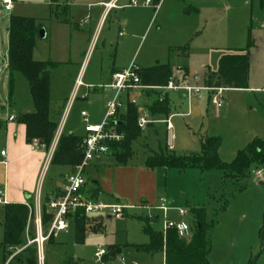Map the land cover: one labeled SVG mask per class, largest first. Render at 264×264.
I'll return each mask as SVG.
<instances>
[{
  "label": "rangeland",
  "instance_id": "obj_1",
  "mask_svg": "<svg viewBox=\"0 0 264 264\" xmlns=\"http://www.w3.org/2000/svg\"><path fill=\"white\" fill-rule=\"evenodd\" d=\"M57 1H67L72 6L74 2L80 0ZM151 1L149 7L154 8L153 0ZM50 2L51 0H13V9L7 11L0 0V114L5 115L9 111L19 113L30 103L29 84L21 73L14 74L13 89L10 92L7 28L12 15L35 17L44 25L46 35L44 38H37L33 57L36 60H50L54 63L50 67L52 115L58 123L66 115L65 133L72 130L77 135H84L87 122L80 115L82 110L88 113L89 123L102 122L107 112V103L114 92H111L108 99L102 101L88 102L82 97L95 86V83L98 84L95 81L107 80L104 74L110 73L114 65L127 63L132 55L133 61L129 66L125 65L123 70L129 69L133 64L137 68H147L157 62L176 66L180 58H176L178 54L171 46L188 44L190 57L186 62L189 63V72L191 77L193 74L197 75L198 84L204 86L205 65L216 71L220 58L231 49V44L242 43L244 48L249 44V32H228V25H232V22H228L223 10L205 5L200 16L195 12L186 14L187 9L179 0L165 1L157 17V23L161 22L160 28H157L156 23L150 32L148 30L143 37L134 39L132 44H122L124 36H119L118 26L113 24L116 17H129L144 12L146 8L139 4L125 11L116 9L108 17L103 30L96 32L94 40L90 42L92 51L88 61L90 62L92 55L94 56L87 74L81 77L85 86L77 92L78 98L71 101L79 76H74L77 66L75 62L82 47L88 42L89 32H73L72 29H75L73 22L70 29L68 25L52 20ZM152 11L154 12V9ZM198 16L202 25L191 30L188 26H191L193 21L197 23ZM124 34L128 35L127 32ZM250 61L248 88L227 89L224 92L225 103L218 112L213 110L208 100L210 93L206 89L201 95L194 93L189 97H185L180 89L169 91L168 117L173 125L174 135L171 147L168 145L166 132L167 117L150 113L146 106L148 100L142 88L135 87L131 88L129 93L122 92L119 99L125 105L135 102L141 116L154 121V125H147L133 141L132 155L125 163H118L112 154L103 158V160L110 158L111 162L114 161L120 165L119 168H123L120 169L122 173L119 181L124 196H120L117 202L105 204H119L129 208L134 202L140 204L139 196L148 192L149 195L145 196L149 199V205L165 206L168 209V220L175 223L185 221L192 230L195 229L196 218L191 209L202 207L205 221L214 224L207 232L210 243L208 260L211 264H264V247L260 235L264 226V162L254 160L249 166L250 171L260 169L261 178L252 172L250 176L241 178L225 177L224 173L217 169L206 171L193 169L181 173L158 167L162 168L158 187L149 180L152 177L146 172L141 173L139 168L142 162L146 166L148 149L171 151L176 155H198L201 152L200 139L206 136L221 138L219 154L226 163H231L238 152L245 149L253 140L264 142V51L259 50L252 58L249 55V63ZM176 72L174 79L179 81L185 78L181 69ZM111 83L109 79L106 84L99 85L103 89ZM56 106L58 110L54 114L53 108ZM125 111L126 106L122 109V112ZM93 167L94 165L85 171V179L89 185L92 184L94 177ZM56 168H59V165L52 164L44 170L46 186L52 184ZM101 171L104 170L101 168ZM56 182L58 186H64L66 183L61 176L53 183ZM181 209L185 211L183 214L180 213ZM147 213L146 210L128 209L120 218L107 217L111 215L109 210L91 213L88 215L86 237L82 244L77 243L75 225L69 222L67 230L56 238L55 246V239L51 237L50 243L49 240L46 241L41 252L38 249L39 264H44L45 261L49 264H164L160 251L152 254L143 248L136 252L135 244L144 243L149 238L144 230L148 225L144 218ZM101 215L105 217L104 221L97 219ZM29 225L37 236L35 216H32ZM152 226L162 230L163 218L154 221ZM43 233L47 234L48 230L43 228ZM3 238V231L0 228V243ZM113 245L120 247V250L112 251ZM99 250L106 252L101 259L96 257ZM40 254L43 255V259L40 258ZM151 254L155 255L153 259ZM4 260V250L0 246V264H3Z\"/></svg>",
  "mask_w": 264,
  "mask_h": 264
},
{
  "label": "trees",
  "instance_id": "obj_2",
  "mask_svg": "<svg viewBox=\"0 0 264 264\" xmlns=\"http://www.w3.org/2000/svg\"><path fill=\"white\" fill-rule=\"evenodd\" d=\"M68 4H58L52 0L50 4V18L59 22H68ZM44 28L42 22L35 17L12 15L9 20L7 70L9 73L10 92L13 89V79L16 72L21 73L29 84L33 107L31 111L20 113L19 121L25 124L27 138L30 142L38 139L49 150L57 128L58 121L52 115V97L50 89V67L54 64L50 60H36L33 57L37 38L40 30ZM252 42L246 48H234L227 50L219 60L218 68L212 71L207 68L204 74V86L248 88L249 80V53ZM181 57H189V45L171 48ZM180 69L184 76L189 73L188 64H183ZM137 74L142 88L148 99L146 106L153 115H163L168 119L170 112V100L165 86L170 80H174V66L171 63H159L148 68H138ZM184 78V79H185ZM183 81V80H182ZM181 81V83H182ZM176 84H180L178 81ZM98 88H94L96 90ZM165 89V90H163ZM141 117L135 102L126 105V111L111 119L108 128L122 135L119 140L108 141L109 152L118 163H125L132 155V143L141 134L144 128L139 126ZM149 123H152L150 121ZM85 135L62 132L54 149L51 164L67 166L72 170L79 165L84 157L81 145ZM201 152L198 155H176L171 151H151L146 158V166L151 169L163 167L168 170H177L186 173L197 169L206 171L209 169L221 170L225 177L250 176V164L252 161L264 162V142L253 140L249 145L238 152L231 163L223 162L219 150L221 138L218 136H206L200 139ZM85 191V186L82 192ZM88 197L96 200L98 191H86ZM50 199L42 200V230H49L53 219L49 212ZM191 212L196 218L195 229L190 238H182L175 228L164 231H156L148 225L145 232L150 237V242L145 246L148 251H164L166 264H211L208 260L210 243L208 230L214 226L213 222L205 221L203 208H192ZM34 213L29 206L23 203H6L4 205L3 232L4 238L0 246L4 250V259L7 264H39L38 245L29 243L36 238L31 231L29 222ZM154 219V218H153ZM76 229V241L79 244L85 241V228L88 215L83 210L76 211L69 217ZM148 222V220H146ZM261 241L264 247V226L261 230ZM50 236L49 239H51ZM48 239V240H49ZM47 240V241H48ZM50 243V240L48 241ZM44 264H49L47 261ZM254 264V263H252Z\"/></svg>",
  "mask_w": 264,
  "mask_h": 264
},
{
  "label": "crops",
  "instance_id": "obj_3",
  "mask_svg": "<svg viewBox=\"0 0 264 264\" xmlns=\"http://www.w3.org/2000/svg\"><path fill=\"white\" fill-rule=\"evenodd\" d=\"M108 1L110 0H80V1L74 2L72 6L67 1L66 2L57 1L58 4L60 5L62 4L69 5L68 22H60V23L64 25H68L69 28L72 29L71 23L73 22L75 24V29H72L73 32H89L88 42L85 44L84 47H82L80 56L77 58V61L75 62V65L77 66L75 67L74 76H78L81 73L82 75L87 74L86 73L88 72L87 69L90 66L93 56H94L92 55L90 62L88 61L89 58L88 59L86 58V56L90 52V48H91L90 42L94 40V35L96 34V32H101V30H103L110 14L116 9L118 10L123 9L125 11L127 8H132V7L137 6V5L132 4L131 0H117V5H118L117 7L107 9L104 3ZM138 1L140 2L139 4H141L144 8H146L144 12H139L137 14L130 15L129 17H124V18H120V16H117L116 22H113L114 25L118 26L119 36H124L123 40L121 41L122 44H132L134 42V39L143 37L145 32H147L148 30H149L148 32H150L154 24L158 22L157 17L159 13L161 12L166 0H153L154 8L149 7L151 6L152 1L149 5L142 4V2H144L145 0H138ZM179 1H181L184 4L185 8L187 9L186 14H191L192 12H195L196 14H199L200 16L204 8L203 6L205 5H208L209 7L214 8V9L223 10L226 14V18L228 22L229 21L232 22V25L230 24L228 25L229 27L228 32H249L248 39L249 41L252 42V45H251L252 48L250 47L251 49L249 53L250 58H252L254 54H257L259 50L264 51V0H179ZM153 9H154V12L152 11ZM199 16L197 17L199 21L197 23H194L193 21V23H191V26H188V28H191V30H195L201 27L202 24L200 23ZM160 24L161 22L157 23V28H160ZM124 32H127L128 35L124 34ZM176 46H182V44L172 45L171 47H176ZM230 48L231 49H234V48L241 49L244 47L242 46V43L239 45H235L233 43L231 44ZM176 56H177L176 57L177 59L180 58L179 59L180 62L177 63L176 66L173 65L174 66V77H175V74H177V72L175 73V71L176 70L179 71L183 63L188 62V59L190 57V51H189V57L187 59L182 58L178 55ZM132 61H133V55L130 57V59H128L127 63L114 65V67L110 69V73L106 72L104 74V77L108 79L105 81H103L102 79L100 81H95L98 84L95 83V86L92 89L89 87L90 89L88 90L87 94L85 93L82 98L88 100V102L89 101L90 102L102 101L103 99L105 100L108 99L109 96L111 95V92H114V90L111 89L109 86L107 88L103 87L102 89L99 84L104 85L109 81V79L113 81V74L115 72L123 71L125 65L129 66ZM157 64L159 63L157 62L155 65ZM249 64H251V61ZM207 68L208 66L205 65V72ZM189 71H190V68H189ZM191 76L192 75L189 72L186 78L182 79L183 81L182 80L178 81L176 79H174L173 81L174 82L178 81L180 83L179 85L197 84L198 86H201L198 84V79L196 77L197 75L193 74V77ZM201 87H205V86H201ZM80 88L78 89V91L80 90ZM94 88H98V89L94 90ZM170 90H177V89H166L165 91L169 94ZM180 91L184 92L185 97H189L191 95V94H187V92L183 89H180ZM142 92L145 95L143 89H142ZM201 92H200V95H201ZM127 93H129V91ZM76 97H77V93H76L75 98ZM208 100L210 104H212L211 99H210V94L208 95ZM32 107H33V103H32V98H31L30 103H28L26 107L22 108L19 111V113L18 112L11 113V111H9L5 115L3 113L0 114V190L4 191L6 203L33 204L34 201L38 197H40L42 200L45 197H48L49 199H53L59 194L60 190L63 188L62 185L61 186L57 185L58 182L56 183H53V182L56 181L58 176H61L63 180H65L66 182V175L70 172L69 167L59 165V168H56L57 170H55L52 184L48 186L45 185L46 175L44 176V170L46 169V167H48V165H52L50 162L51 160L48 162L49 152L43 147L36 148L32 145V142H30L27 138L25 124L19 121V118H18L20 113L31 111ZM57 110H58V106L53 108L54 114L55 112H57ZM213 110L215 112L219 111V110L218 111L215 110L214 107H213ZM83 111L85 110H82L80 115L85 121V119L88 118L87 117L88 113L84 117L82 116ZM102 113L103 111L100 113V115ZM122 113L123 112H121V114ZM11 117H14V118L11 119ZM94 124H97V123H94ZM147 125L153 126L154 121H152V123H148ZM64 130H65V126L63 128V132H65ZM166 132H167V138H168V145L171 147L172 138L174 137V135L173 133L172 135L169 134L167 124H166ZM68 133L76 134L72 130H69ZM85 134L86 132L84 131V135ZM148 150L149 152L147 156L149 155L151 151H155L153 149H148ZM2 151H5L4 155H2L1 153ZM105 155H109V154H103L99 156L87 167V168H90L94 165L93 167L94 169L92 168L94 172L93 174L94 177H92L93 180H92L91 185H89L86 182L84 193L87 194L86 191L96 190L98 191V196L96 198L97 201L104 202V203L106 202L114 203V202L119 201L118 198L120 196L122 197L124 196V193L122 191V184H121V181H119L120 180L119 176L122 173L120 169H123V168H119L120 165L115 164L114 161L111 162L112 159L110 161V158L103 160ZM141 164L142 165L139 168L140 172L141 173L146 172L147 175L152 177V178H149V180L154 182L155 187L156 185L158 187L160 175L162 173L160 172L161 171L160 169H162L163 167L151 169V168H148L147 166H144V162H142ZM145 164H146V161H145ZM121 167H126V166L121 165ZM87 168H86V171H87ZM101 168L104 171H101ZM165 170L168 171V169H165ZM174 171H177V170H174ZM102 173L103 175H101ZM107 174H109L110 176ZM145 195H149V193L145 192ZM145 195L141 194L139 196V199L141 201L140 204L134 202V205H129L130 206L129 208L126 207L124 214L126 213V210L128 209L146 210L148 213L146 217L144 218L148 220L149 226L156 231H164V227L162 230H157L152 226V224L154 221L156 220L158 221L159 219H161V217L163 218V224H164L165 220H168L167 218L168 209L167 210L162 209V207H165V206L160 207L155 204L149 205L150 204L149 199ZM6 203H0L1 231H3L4 205ZM101 216H98L97 219L100 221H104L105 217L103 216L104 219H100ZM107 217L110 218L112 216L108 215ZM140 217H143V216L140 215ZM63 232L64 231H61L60 233H63ZM60 233L56 237H54L55 239L54 246L56 245V238L60 236ZM149 242H150V237L148 238V241H145L144 243H141L139 245L135 244V247H137L135 248L136 252H140V250L145 248V246ZM113 250L114 251L120 250V247H118L117 245H113L112 251ZM150 252L153 254L157 251H154V252L150 251ZM160 252L162 253V257L164 260L163 263L166 264L165 263L166 262L165 252L164 251H160ZM154 256L155 255H152L151 258L153 259ZM10 258L8 259V261L10 260ZM122 259L124 260L123 257ZM8 261L4 260L3 264H7Z\"/></svg>",
  "mask_w": 264,
  "mask_h": 264
},
{
  "label": "built area",
  "instance_id": "obj_4",
  "mask_svg": "<svg viewBox=\"0 0 264 264\" xmlns=\"http://www.w3.org/2000/svg\"><path fill=\"white\" fill-rule=\"evenodd\" d=\"M3 5L7 11H11L13 9V0H2ZM131 3L134 5H138L140 2L138 0H131ZM151 0H145L142 2L143 5H149ZM107 9H111L113 7H117V0H110L104 3ZM91 50L86 56L88 59L90 56ZM137 67L133 64L129 69L115 72L113 74V81L109 85L111 89L114 90V96L109 99L107 103V112L105 114L104 119L99 124L89 123L87 122L85 126V139L81 145V150L84 154L83 160L79 165H76L70 172L66 175V183L63 188L60 190L59 194L50 199L49 202V212L52 214L53 219L50 223L49 230L47 234L43 233L42 230V199L38 197L33 204H27L34 213L35 222L38 228V234L34 240H31L29 243L36 242L38 245L39 252H41L44 243L49 239L50 236L56 237L61 231L67 230L68 223L70 222L69 217L76 213L78 210H83L86 215H89L94 212H99L103 210H109L111 212V216H115L116 218H120L123 216L124 211L126 209L125 206L119 204H105L97 200H93L88 197L87 194L82 192L83 186L86 184L85 179V171L86 168L99 156L103 154H107L109 152V146L107 144L108 141L119 140L122 138V135L117 133L115 130L108 128L111 119L115 116H119L122 112V109L126 106L120 99V94L125 91H129L131 88L140 87L145 88V85L140 83V78L137 74ZM82 73L78 76L75 84L74 95L71 98V101L75 98L78 89L85 85L82 81ZM165 89H183L187 92V94H198L202 90H207L210 93L211 103L215 110H219L225 103L224 92L227 90L225 87H201L197 84L192 85H179L176 84L173 80L168 82V85L164 87ZM87 113L85 111L82 112V116H86ZM14 117H11L13 119ZM66 115H64L63 119L60 121L59 126L56 131V135L52 142L50 149L48 150V162L51 160L54 149L57 145L59 137L63 132V128L65 125ZM167 128L169 130V134L172 135V123L170 119H166ZM139 126L144 128L148 123L144 117H140L138 120ZM32 145L34 147H43L45 146L40 143L38 139H34L32 141ZM2 155L5 154V151L1 152ZM252 173L256 175V177H262V171L260 169L253 170ZM0 203H6V198L4 196V191L0 190ZM162 209L167 210L166 207H162ZM185 211L183 209L180 210V213L183 214ZM168 228H175L177 233L182 238H190L192 235L191 226L185 222H172L171 220H165L164 230ZM106 255L105 250H99L96 252V257L98 259L103 258ZM40 258L43 259V255L40 254Z\"/></svg>",
  "mask_w": 264,
  "mask_h": 264
},
{
  "label": "water",
  "instance_id": "obj_5",
  "mask_svg": "<svg viewBox=\"0 0 264 264\" xmlns=\"http://www.w3.org/2000/svg\"><path fill=\"white\" fill-rule=\"evenodd\" d=\"M45 35H46L45 29L42 28V29L40 30L39 36H40L41 38H44ZM100 219H104V217L101 216Z\"/></svg>",
  "mask_w": 264,
  "mask_h": 264
}]
</instances>
